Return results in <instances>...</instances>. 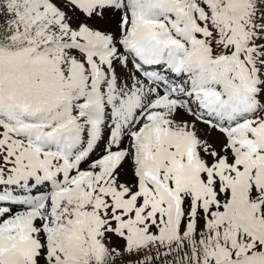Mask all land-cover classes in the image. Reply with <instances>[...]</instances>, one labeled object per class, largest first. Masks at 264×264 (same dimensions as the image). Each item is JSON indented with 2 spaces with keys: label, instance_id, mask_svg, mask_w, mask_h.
Segmentation results:
<instances>
[{
  "label": "snow or ice",
  "instance_id": "snow-or-ice-1",
  "mask_svg": "<svg viewBox=\"0 0 264 264\" xmlns=\"http://www.w3.org/2000/svg\"><path fill=\"white\" fill-rule=\"evenodd\" d=\"M0 264H264V0H0Z\"/></svg>",
  "mask_w": 264,
  "mask_h": 264
}]
</instances>
